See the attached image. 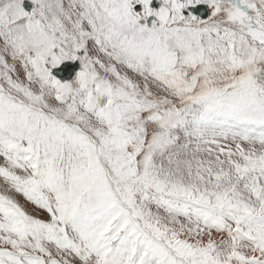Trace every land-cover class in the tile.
I'll return each instance as SVG.
<instances>
[{
	"label": "snow or ice",
	"instance_id": "obj_1",
	"mask_svg": "<svg viewBox=\"0 0 264 264\" xmlns=\"http://www.w3.org/2000/svg\"><path fill=\"white\" fill-rule=\"evenodd\" d=\"M0 264H264V0H0Z\"/></svg>",
	"mask_w": 264,
	"mask_h": 264
},
{
	"label": "rangeland",
	"instance_id": "obj_2",
	"mask_svg": "<svg viewBox=\"0 0 264 264\" xmlns=\"http://www.w3.org/2000/svg\"><path fill=\"white\" fill-rule=\"evenodd\" d=\"M18 199H19V197H18ZM21 202L23 203V201L21 200Z\"/></svg>",
	"mask_w": 264,
	"mask_h": 264
}]
</instances>
